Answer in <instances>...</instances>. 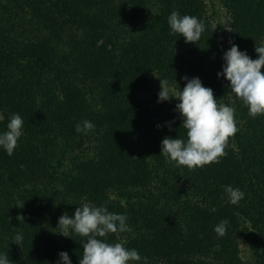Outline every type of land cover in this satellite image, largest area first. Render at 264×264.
Returning a JSON list of instances; mask_svg holds the SVG:
<instances>
[{
  "label": "trees",
  "instance_id": "1",
  "mask_svg": "<svg viewBox=\"0 0 264 264\" xmlns=\"http://www.w3.org/2000/svg\"><path fill=\"white\" fill-rule=\"evenodd\" d=\"M219 1L230 38L209 14L214 0H0V133L13 113L24 120L13 155L0 148V254L12 264H58L62 251L79 264L86 238L57 226L83 203L128 217L131 231L107 241L136 249L130 264H264V116H249L217 75L233 43L258 58L264 0ZM174 10L203 21L197 44L171 34ZM185 76L234 107L239 127L220 163L194 171L160 154L186 132L160 87L149 90L160 79L182 90ZM85 120L94 129L77 133ZM229 185L245 194L237 205Z\"/></svg>",
  "mask_w": 264,
  "mask_h": 264
},
{
  "label": "clouds",
  "instance_id": "2",
  "mask_svg": "<svg viewBox=\"0 0 264 264\" xmlns=\"http://www.w3.org/2000/svg\"><path fill=\"white\" fill-rule=\"evenodd\" d=\"M167 22L171 34H179L186 43L197 44L205 31L203 21L191 15L181 16L175 10L169 15ZM255 51L258 58L252 59L246 51H240L233 43L223 55L225 63L222 72L217 73L218 77L223 76L228 81L230 92L242 101L252 118L264 116V44L256 45ZM183 79L187 82L182 90L171 88L167 80L160 79L158 102L170 101L172 98L179 101L175 110L182 121L180 127L186 132L184 138L165 137L161 142L160 154L167 163L194 171L220 163L227 156L226 149L239 132V127L236 109L219 102L212 88L205 87L198 77L189 79L185 76ZM23 125V118L18 113H13L7 130L0 133V148L9 156L18 147ZM94 127L93 123L85 120L82 125H76L75 131L86 134ZM224 190L232 205H237L245 195L239 188L230 185ZM16 207L22 209L24 202L18 203ZM16 219L19 222L25 221L23 215H17ZM127 220L126 215L110 212L106 206L83 203L75 208L73 216L64 213L59 218L57 227L60 229L59 234L64 237H71V232L86 238L79 264H130L141 261L138 251L126 248L123 242L107 241L109 234L119 237V234L131 231ZM228 224L229 221L223 219L215 226L214 231L218 237L226 235ZM22 240V234L17 230L13 242L20 245ZM59 257L58 264H71L67 252H60ZM0 264H12L7 253L0 254ZM143 264H148L146 257L143 258Z\"/></svg>",
  "mask_w": 264,
  "mask_h": 264
},
{
  "label": "rangeland",
  "instance_id": "3",
  "mask_svg": "<svg viewBox=\"0 0 264 264\" xmlns=\"http://www.w3.org/2000/svg\"><path fill=\"white\" fill-rule=\"evenodd\" d=\"M213 8L216 10L217 14L214 15L213 14ZM209 14L212 16V19L214 21V23L218 26L221 27L225 34L227 35V38H230V26H229V15L225 9V7L221 4V2L219 0H214L213 3L209 4ZM214 15V16H213ZM220 28V30H221ZM160 87V83L158 81H153V83L149 86V90H157ZM179 101L176 100L175 98H172L169 101V106L173 109H175V105L178 103ZM3 119V114L0 111V121ZM93 147H88L86 148V150H84L85 154H92L93 152ZM241 255L244 259V261H246L247 263H251L253 261V252L252 250L249 248V246L246 244V242H243L241 245Z\"/></svg>",
  "mask_w": 264,
  "mask_h": 264
}]
</instances>
